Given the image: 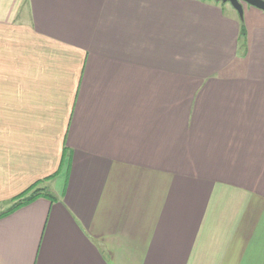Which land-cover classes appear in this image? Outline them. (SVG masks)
<instances>
[{"label": "crops", "instance_id": "1", "mask_svg": "<svg viewBox=\"0 0 264 264\" xmlns=\"http://www.w3.org/2000/svg\"><path fill=\"white\" fill-rule=\"evenodd\" d=\"M220 2L0 0V211L49 194L0 264H264V11Z\"/></svg>", "mask_w": 264, "mask_h": 264}, {"label": "trees", "instance_id": "2", "mask_svg": "<svg viewBox=\"0 0 264 264\" xmlns=\"http://www.w3.org/2000/svg\"><path fill=\"white\" fill-rule=\"evenodd\" d=\"M240 21L241 23H240V28H239V34H240V37L243 38L245 34V28H244V24L241 18H240ZM40 195L49 196L48 193L43 192L42 187L38 186L37 184L32 185L24 193H22L21 195L13 199V203L9 207L0 211V216L13 211L14 209L19 208L20 206L34 200L36 197Z\"/></svg>", "mask_w": 264, "mask_h": 264}, {"label": "water", "instance_id": "3", "mask_svg": "<svg viewBox=\"0 0 264 264\" xmlns=\"http://www.w3.org/2000/svg\"><path fill=\"white\" fill-rule=\"evenodd\" d=\"M215 1L229 2L230 5L237 11L240 18H242L243 15L242 2H246L264 11V0H215Z\"/></svg>", "mask_w": 264, "mask_h": 264}, {"label": "rangeland", "instance_id": "4", "mask_svg": "<svg viewBox=\"0 0 264 264\" xmlns=\"http://www.w3.org/2000/svg\"><path fill=\"white\" fill-rule=\"evenodd\" d=\"M220 3H222V2H220ZM227 3V7H230V4L228 3V2H226ZM223 4V3H222ZM242 4H243V8H244V11L246 12V16L244 15V20L245 21H247V16H249V13H248V11H247V8L248 7H253L252 5H250V4H248V3H246V2H242ZM252 9H254V8H252ZM61 185V180H60V182H59V185H58V187ZM43 192H45V191H43ZM13 203V199H11L10 201H7L5 204L6 205H4L2 208H5L6 206H10L11 204Z\"/></svg>", "mask_w": 264, "mask_h": 264}]
</instances>
